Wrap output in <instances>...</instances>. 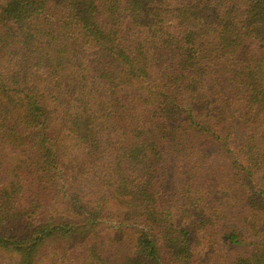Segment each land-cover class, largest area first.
<instances>
[{
    "label": "trees",
    "instance_id": "trees-1",
    "mask_svg": "<svg viewBox=\"0 0 264 264\" xmlns=\"http://www.w3.org/2000/svg\"><path fill=\"white\" fill-rule=\"evenodd\" d=\"M0 264H264V0H0Z\"/></svg>",
    "mask_w": 264,
    "mask_h": 264
}]
</instances>
